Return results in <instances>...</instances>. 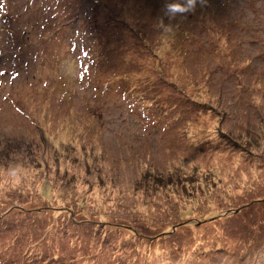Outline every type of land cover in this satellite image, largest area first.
Masks as SVG:
<instances>
[{
  "label": "rangeland",
  "instance_id": "374dc122",
  "mask_svg": "<svg viewBox=\"0 0 264 264\" xmlns=\"http://www.w3.org/2000/svg\"><path fill=\"white\" fill-rule=\"evenodd\" d=\"M86 1L0 0V264H264V0Z\"/></svg>",
  "mask_w": 264,
  "mask_h": 264
},
{
  "label": "trees",
  "instance_id": "16d2710c",
  "mask_svg": "<svg viewBox=\"0 0 264 264\" xmlns=\"http://www.w3.org/2000/svg\"><path fill=\"white\" fill-rule=\"evenodd\" d=\"M103 0H87L86 2L87 3H92V5H93V9L94 8H96L98 11H99V7H100V4H101V2H102ZM100 13V12H99ZM101 15H103L102 13H100ZM103 27H104V25H102ZM91 27V26H90ZM108 27V26H107ZM60 27L58 26V25H56L55 26V30H57V29H59ZM95 28H92L91 27V29L89 30V32L91 33V34H93V30H94ZM88 32V33H89ZM113 33L114 34H122L121 33V31H113ZM134 81L136 82V84H138L140 81L137 79V78H135L134 79ZM166 84V83H165ZM170 84V83H169ZM136 90V89H135ZM163 90L164 89H161V87H159L158 85H152V86H150V85H147V88H145V89H143V91H142V93H144V94H137V98H140V97H144L143 99H144V101H145V103L143 104V105H141L139 108H141V109H144L145 111H149V116H150V118H154L153 117V115H159L160 117H162V115H164V114H168L169 112L168 111H166V110H170V108H174L172 105L174 104V101H172V97L171 98H169L170 97V95H169V97H166V94H164L163 93ZM145 95V96H144ZM149 108V109H148ZM155 108H157V111H158V113H156L155 112ZM163 117H165V119H167L166 118V116H163ZM162 117V118H163ZM155 119V118H154ZM171 119H172V117H171ZM166 121V120H165ZM250 130V129H249ZM202 131H205V133L203 132V133H200L199 134V136L197 135H195L196 137H194V138H192L191 136H189L190 134H187V138H188V140H189V142H190V145H201V144H204L206 147H208V145H207V138H208V134H207V129H206V127L205 126H202ZM201 131V132H202ZM254 131H255V129H254ZM220 133V132H219ZM202 134V135H201ZM220 134H222V133H220ZM226 134V133H225ZM206 135V136H205ZM227 135V134H226ZM223 136V135H222ZM228 136V135H227ZM223 137V138H225V139H227L228 137ZM204 137H207V138H204ZM222 138V137H221ZM220 138V139H221ZM232 139V138H231ZM221 140H223V139H221ZM233 140V139H232ZM230 143H233V141H236L235 139L233 140V141H231L230 139L228 140ZM209 142V141H208ZM236 143H237V141H236ZM238 145L239 146H241L240 145V143H238ZM236 147H237V145H234V147H231V146H229V148L228 149H230V150H234V149H236ZM154 206V205H153ZM244 208H246V207H244ZM240 210H242L241 208L240 209H238V208H236V209H229V213L230 212H239ZM228 214V213H227ZM196 214H192V216L194 217V218H196V220H193V221H189V222H191V224H193V222H202V221H200L196 216H195ZM213 217V216H212ZM211 217V218H212ZM210 218V217H209ZM188 225V224H187ZM152 227H153V225H152ZM164 228V227H163ZM175 228H176V226L174 225V226H171L170 227V229L169 230H163V229H160V232H164L165 234H169L170 232H173L174 230H175ZM132 231H133V229H132ZM128 235H130L131 236V234H128ZM144 236H141V238H143ZM143 240V239H142ZM16 264V263H15ZM218 264V263H217Z\"/></svg>",
  "mask_w": 264,
  "mask_h": 264
},
{
  "label": "clouds",
  "instance_id": "9594fccd",
  "mask_svg": "<svg viewBox=\"0 0 264 264\" xmlns=\"http://www.w3.org/2000/svg\"><path fill=\"white\" fill-rule=\"evenodd\" d=\"M207 0H166L164 6V16L169 20L175 19L177 16H184L195 11L197 5H205ZM157 27L161 30L171 33L174 30V25L171 23L165 24L161 18ZM0 175H3L10 182L15 181L19 184L24 176V169L19 166H11L0 170Z\"/></svg>",
  "mask_w": 264,
  "mask_h": 264
}]
</instances>
